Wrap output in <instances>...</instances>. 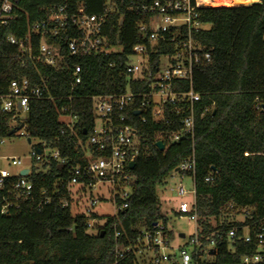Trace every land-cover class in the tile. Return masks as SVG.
Listing matches in <instances>:
<instances>
[{
	"label": "trees",
	"instance_id": "1",
	"mask_svg": "<svg viewBox=\"0 0 264 264\" xmlns=\"http://www.w3.org/2000/svg\"><path fill=\"white\" fill-rule=\"evenodd\" d=\"M115 2V11L110 12L106 11V0H15L11 18L0 24V96L12 80L24 78L41 92L39 98L29 99L25 118L15 126L11 123L18 118L17 111L3 112L0 99V140L22 125L30 141L38 140L34 147L45 143L66 159L63 164L49 160L44 173L33 169L28 178L35 187L34 200L23 202L7 215L0 213V264H152V251L129 253L118 260L115 248L132 245L155 223H161L164 236L172 240L156 187L192 153L197 224L202 240L208 237L215 245L207 258L190 251L191 259L199 264H242L241 257L256 252L255 235H264V0L198 10L201 25L210 28H199L192 35L209 53L210 61L193 67L191 85L180 80L173 87L181 92L191 88L200 97L192 106L193 139L181 132V120L188 115L186 102L164 107L167 122L154 120L149 114L141 122L138 115L127 112L129 123L140 134V144L134 167L129 170L132 191L120 212L108 216L93 233L86 225L91 216L72 215L67 208H60L57 199L38 206L44 197L40 189L51 195L55 180L60 178L57 181L64 184L68 168L80 162L83 153L75 141H85L82 129L89 131L93 126L91 98L118 94L128 85L134 91L146 90V85L135 84L122 73L132 47L143 42L137 23L146 15L129 9L126 0ZM63 4L72 9L83 6L91 15L105 14L103 34L111 45L120 46V51L69 56L65 35H60L54 40L59 43L61 64L52 67L41 62L37 53L40 33H33L31 25L44 20L48 8ZM8 36L29 43L31 52L8 42ZM156 49L154 63L160 54L172 51L171 46L161 43ZM72 65L80 67L78 84L73 83ZM68 112L78 118L76 136L69 135L60 120ZM175 131L180 132V138L172 141ZM159 135L165 143L163 150L155 146ZM182 175L190 177V173ZM206 177L210 181L206 182ZM239 211L244 213L241 221L227 220ZM173 214L182 215L176 210ZM246 226L252 238L248 243L242 239ZM234 227L236 233L229 238L228 231ZM261 255L254 264H264V250Z\"/></svg>",
	"mask_w": 264,
	"mask_h": 264
},
{
	"label": "built area",
	"instance_id": "2",
	"mask_svg": "<svg viewBox=\"0 0 264 264\" xmlns=\"http://www.w3.org/2000/svg\"><path fill=\"white\" fill-rule=\"evenodd\" d=\"M14 1L2 0L0 24L11 18ZM211 1L126 0L129 9L144 13L146 18L140 19L137 23V29L143 42L136 43L132 47L122 73L133 83L146 85V90L134 91L128 85L125 91L118 94H99L91 98L93 126L89 131L83 128L84 134L87 135L85 141H75V147L83 153L80 162L68 168L69 175L64 184L57 181L60 178L55 180L50 191L51 195H45V190L40 189L39 192L44 197L39 200L38 206L57 199L60 208H67L72 215L91 216L86 225L88 231L93 233L96 232L97 227L103 226L108 217L99 214L96 209L98 206L107 203L116 213L125 207L126 199L132 191L129 163H135L140 144V134L129 123L128 111L135 116L138 115L141 122L147 120V114L154 120L167 122L163 114L164 107L178 104L180 101L186 102L188 115L181 120V132L193 139L192 106L200 97L192 92L191 88L186 92H181L173 90V87L176 81L180 80H187L191 85L193 67L210 61L209 53L204 50L192 33L201 28L198 10L208 7ZM115 9V0H106V11L112 12ZM105 17V14L97 16L88 14L83 6L72 9L67 4H63L48 8L45 19L31 25L33 33H40V43L37 47L38 59L52 67H58L61 64L63 60L59 53V43L54 40L60 35H65L64 41L69 56L106 55L120 51V46L111 45L107 36L103 34ZM7 41L18 45L22 51L31 52L29 43L24 44L13 36H8ZM158 43L165 47L171 46L172 51L160 54L159 59L154 63L152 56L156 53ZM130 56L137 58L135 63L129 61ZM79 73V65H72L71 75L74 84L81 81ZM40 96L39 87L31 84L29 79L12 80L7 92L0 96L1 110L26 113L29 99ZM156 97L158 98L155 100ZM60 120L68 129L69 135H77L78 118L75 114L63 113ZM16 132L25 136L23 128ZM170 138L172 141L178 140L180 132L175 131ZM157 140L164 143L161 135ZM51 159L61 164L66 160L61 157L58 149H51L42 143L40 148L32 149L30 164L24 166L20 159L12 158L11 164L16 166L18 171L10 173L0 170L1 214L7 215L11 209H19L23 202L34 200L35 187L28 176L33 169L35 172L44 173L47 170L44 165ZM194 165L195 159L192 153L170 175L190 173L193 200L191 203L180 201L177 211L194 226V233L190 236L188 244L193 247L192 250L195 253L201 254V258H207L215 244L213 239L208 237L204 238L205 241L202 240L201 229L197 224L194 207ZM26 168V175L19 174ZM13 177L16 179H12ZM205 181H210V178L206 177ZM175 188L179 197H184L189 192L181 182H178ZM152 227L151 231H144L137 237L132 245L117 246L114 251L115 258L120 260L129 253H141L143 250H148L153 252L152 264H162L172 260L169 252L172 247L168 238L164 236V226L161 223H155ZM235 233L236 228H231L228 231V237L233 238ZM118 234V232L115 233V235ZM242 239L246 243L252 241L247 226L244 228ZM254 240L256 252L252 256L241 257L242 264H254L261 260V253L264 250L263 233H257ZM176 251H178L177 260L175 259L173 264H199L192 261L187 249L178 248Z\"/></svg>",
	"mask_w": 264,
	"mask_h": 264
},
{
	"label": "rangeland",
	"instance_id": "3",
	"mask_svg": "<svg viewBox=\"0 0 264 264\" xmlns=\"http://www.w3.org/2000/svg\"><path fill=\"white\" fill-rule=\"evenodd\" d=\"M257 1V0H254ZM213 6L211 4L208 7ZM203 29H209L210 25L203 24L201 25ZM119 49V47H117ZM115 48V50H117ZM137 60L136 57L130 56L129 61L135 63ZM158 97L155 98V100ZM26 113L16 112L17 119L12 121V126H15L19 120L25 118ZM37 139H31L30 142L27 141V136L20 135L19 132H15L11 135H8L6 138L0 140V170H5L10 173H16L18 168L11 164L12 158H18L23 162V165L26 166L30 164L31 160V151L35 145H37ZM181 182L183 187L189 192L184 197H179L176 194L175 187L177 183ZM157 195L159 196V201L161 203L162 211L168 218L167 225L168 229L172 231L173 238L170 241V245L172 248L169 249V252L172 256V260L168 262H164L162 264H173L174 260L178 254L176 249L185 248L189 252L192 251L193 247L188 244V240L190 236L194 233V226L192 223H189L184 216L175 217L173 212L178 209V203L180 201H184L187 203H191L193 200L192 188V180L187 175H181L180 173L172 174L168 178H166L165 182L162 184H158L156 187ZM97 211L99 214H104L105 216H114L116 215V211H114L111 205L104 203L98 206ZM244 217V213L241 211L231 213L228 217V221H241ZM214 221L211 220V224ZM183 236H180V234ZM177 263V262H176Z\"/></svg>",
	"mask_w": 264,
	"mask_h": 264
},
{
	"label": "water",
	"instance_id": "4",
	"mask_svg": "<svg viewBox=\"0 0 264 264\" xmlns=\"http://www.w3.org/2000/svg\"><path fill=\"white\" fill-rule=\"evenodd\" d=\"M260 2V0L257 1H251L248 4H252V3H258ZM204 8V7H203ZM22 127V125H19L18 127H15L11 130L8 131V135H11L13 133H15L17 130H19ZM82 133H85V130L83 129ZM27 141L30 142V138H27ZM155 146L159 149V150H163L164 149V143L161 140H157L155 142ZM38 152V150H37ZM134 167V162L129 163V168L132 169ZM19 174L21 175H26L27 174V168L23 169L19 172ZM180 236H183V234L181 233Z\"/></svg>",
	"mask_w": 264,
	"mask_h": 264
},
{
	"label": "bare ground",
	"instance_id": "5",
	"mask_svg": "<svg viewBox=\"0 0 264 264\" xmlns=\"http://www.w3.org/2000/svg\"><path fill=\"white\" fill-rule=\"evenodd\" d=\"M254 0H212L211 5L213 6H221V7H228V6H237V5H247L249 2Z\"/></svg>",
	"mask_w": 264,
	"mask_h": 264
}]
</instances>
